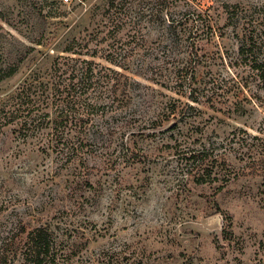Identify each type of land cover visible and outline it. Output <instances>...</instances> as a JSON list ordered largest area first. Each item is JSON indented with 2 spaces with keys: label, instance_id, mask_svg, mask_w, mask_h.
Returning a JSON list of instances; mask_svg holds the SVG:
<instances>
[{
  "label": "rangeland",
  "instance_id": "1",
  "mask_svg": "<svg viewBox=\"0 0 264 264\" xmlns=\"http://www.w3.org/2000/svg\"><path fill=\"white\" fill-rule=\"evenodd\" d=\"M252 56L264 0H0V108L31 87L61 121L0 110V264L40 226L47 264H264Z\"/></svg>",
  "mask_w": 264,
  "mask_h": 264
},
{
  "label": "trees",
  "instance_id": "2",
  "mask_svg": "<svg viewBox=\"0 0 264 264\" xmlns=\"http://www.w3.org/2000/svg\"><path fill=\"white\" fill-rule=\"evenodd\" d=\"M251 36H248V40L245 39L244 43L241 45L240 50L245 48L244 51H241V53H244L246 51V54L249 52L253 53V50L250 49L252 47V43L250 41ZM255 43V42H254ZM248 48V49H247ZM68 52H71V48L68 46L66 48ZM251 67L259 71V74L264 72V57L260 58L258 56H252L251 59ZM18 70V65L9 66L5 71L2 72L0 76V81L7 79L14 75L16 71ZM262 75V74H261ZM89 78L88 76H83L79 78V76H71V79H76V84L85 79ZM43 83V82H42ZM44 84V83H43ZM48 84V83H46ZM49 85V84H48ZM47 88L48 86L45 85ZM55 89V88H54ZM39 95L35 90H31V87H27V89L19 88L13 95L7 99V101L2 105V108L0 110L3 112L5 111V108L8 104V101L12 99H16L17 102L19 101L20 106L15 107V104H12V110L8 109L5 112V115H8V119L4 122L2 125H7L8 123H11L12 121L19 119L21 117L23 126L26 127L28 130L32 129H40L44 126H46L49 121L53 124L54 131L57 126L61 124L60 120H57L56 117L50 118L49 120L45 121V117H50L51 113L49 110H44L41 113H38V111L33 112L34 108L37 107V110L41 109H48L49 105L48 103L45 106H42L41 104L36 105L35 103H38L36 99V96ZM57 99H59V96H57ZM53 101V100H52ZM27 102V103H26ZM30 102V104H29ZM52 104L56 102H51ZM25 104V106H23ZM41 106V107H40ZM10 107V108H11ZM57 108V106H56ZM258 139V138H256ZM263 143V144H260ZM259 144H256V148H258V156L254 160L256 161V165L264 169V139L260 140ZM73 153V152H72ZM200 181H206L203 176H201ZM25 232V231H24ZM26 246L24 250V264H47L52 261H54L55 254L52 250V243L53 238L51 236V233L44 227H36L27 233L26 237Z\"/></svg>",
  "mask_w": 264,
  "mask_h": 264
},
{
  "label": "built area",
  "instance_id": "3",
  "mask_svg": "<svg viewBox=\"0 0 264 264\" xmlns=\"http://www.w3.org/2000/svg\"><path fill=\"white\" fill-rule=\"evenodd\" d=\"M75 0H61V2L63 3V4H71V3H73Z\"/></svg>",
  "mask_w": 264,
  "mask_h": 264
}]
</instances>
